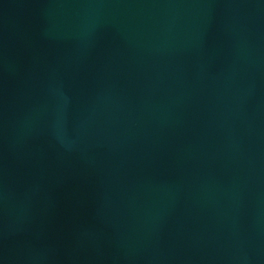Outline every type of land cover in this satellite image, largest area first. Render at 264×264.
Segmentation results:
<instances>
[{
    "label": "water",
    "instance_id": "1",
    "mask_svg": "<svg viewBox=\"0 0 264 264\" xmlns=\"http://www.w3.org/2000/svg\"><path fill=\"white\" fill-rule=\"evenodd\" d=\"M0 264H264V0H0Z\"/></svg>",
    "mask_w": 264,
    "mask_h": 264
}]
</instances>
